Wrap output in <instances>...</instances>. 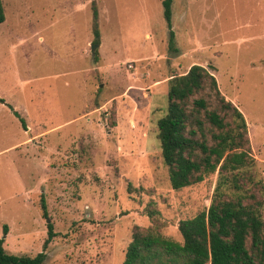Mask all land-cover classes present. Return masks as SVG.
<instances>
[{"label":"rangeland","instance_id":"rangeland-1","mask_svg":"<svg viewBox=\"0 0 264 264\" xmlns=\"http://www.w3.org/2000/svg\"><path fill=\"white\" fill-rule=\"evenodd\" d=\"M91 1L1 0L0 239L34 256L50 223L43 264H122L135 225L181 242L209 205L217 172L173 189L157 139L192 64L241 111L264 183V0H172L171 42L162 0H94L97 43Z\"/></svg>","mask_w":264,"mask_h":264},{"label":"trees","instance_id":"trees-1","mask_svg":"<svg viewBox=\"0 0 264 264\" xmlns=\"http://www.w3.org/2000/svg\"><path fill=\"white\" fill-rule=\"evenodd\" d=\"M171 2L162 0L169 42L174 38ZM91 7V29L97 43L94 0ZM11 110L25 127L24 119ZM157 139L173 189L202 182L217 172L213 194L206 208L179 220L181 242L135 225L122 264H264V183L253 168L245 119L221 93L208 67L192 64L183 74L169 78L166 112L157 120ZM40 208L46 216L43 195ZM155 213L152 209L148 215ZM47 226L43 250L34 256L8 253L0 239V264H43L44 250L54 236L52 225Z\"/></svg>","mask_w":264,"mask_h":264},{"label":"water","instance_id":"water-1","mask_svg":"<svg viewBox=\"0 0 264 264\" xmlns=\"http://www.w3.org/2000/svg\"><path fill=\"white\" fill-rule=\"evenodd\" d=\"M98 46V44H95V45H92L91 46V52L93 53L94 52V50H95V48Z\"/></svg>","mask_w":264,"mask_h":264}]
</instances>
